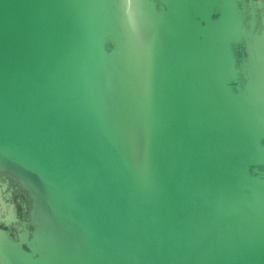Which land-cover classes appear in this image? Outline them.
Instances as JSON below:
<instances>
[{"label": "water", "instance_id": "water-1", "mask_svg": "<svg viewBox=\"0 0 264 264\" xmlns=\"http://www.w3.org/2000/svg\"><path fill=\"white\" fill-rule=\"evenodd\" d=\"M0 264H264V0H0Z\"/></svg>", "mask_w": 264, "mask_h": 264}]
</instances>
